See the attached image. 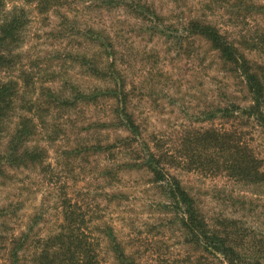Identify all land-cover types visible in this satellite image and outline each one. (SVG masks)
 Listing matches in <instances>:
<instances>
[{"label":"rangeland","instance_id":"rangeland-1","mask_svg":"<svg viewBox=\"0 0 264 264\" xmlns=\"http://www.w3.org/2000/svg\"><path fill=\"white\" fill-rule=\"evenodd\" d=\"M136 1L158 17L147 20L139 11L98 0H65V8L43 13L34 4H16L22 5L26 22L14 50L17 62L11 70L0 68V80L20 77L19 105L30 95L45 100L36 114L44 118L31 142L43 152L37 164L4 167L0 175V262L9 264L17 249L23 264H40L47 235L62 222L58 210L65 191L77 211L86 212L78 222L95 238L98 264H121L104 236L108 227L124 251V264H230L190 242L181 212L144 165L148 151L168 152L160 163L170 165L169 173L192 195L208 224L219 229L234 224L241 234L234 264L264 262V180L238 181L216 170L213 159L205 157L207 145L197 137L204 130H225L229 141L246 142L264 171V127L238 111L251 104L242 77L205 37L187 30L194 18L215 26L264 82V0ZM89 27L98 33L85 34ZM85 53L108 62L116 58L141 143L123 140L135 135L104 120L112 100L47 104L51 92L69 100L74 87L103 85L81 64ZM222 107L230 111L225 117L217 110ZM7 133L2 132L0 156ZM95 143H113L117 149L103 150ZM54 257L63 256L59 252L48 259Z\"/></svg>","mask_w":264,"mask_h":264},{"label":"trees","instance_id":"trees-1","mask_svg":"<svg viewBox=\"0 0 264 264\" xmlns=\"http://www.w3.org/2000/svg\"><path fill=\"white\" fill-rule=\"evenodd\" d=\"M19 1H23L26 4H34L35 9L40 13L47 12L52 8L59 9L67 6L65 0H0V68L7 70L13 69L17 62L14 50L19 45L21 31L26 22L22 5H16ZM98 1L105 6L128 7L135 14L139 11L138 14H141L147 20L149 18L148 15L158 17L156 12H152L147 4H141L140 1ZM9 2L12 3L7 8ZM63 17L65 21L68 19L66 14H63ZM187 25V30L190 34L205 37L210 45L218 51L222 61L232 67L242 77L250 95L251 104L249 108L242 111L237 107L238 111L246 113L264 127V82L253 69V65L215 26L196 18L188 21ZM98 31L89 27L85 34L88 32L89 34L98 33ZM83 58L84 63L81 62V64H87L89 66L87 69L89 74L98 79L103 85L87 90L74 87L72 92H74L75 96L69 100L62 99L64 97L61 96L64 95L54 97L55 93L50 91L52 98L47 101V104L54 107H64L65 105L73 107L77 106L79 102L93 105L102 99L112 100L113 105H111L110 113L108 112L109 114L104 120L112 121L115 125L117 124V127L135 135L134 139L126 136L123 140L133 141L137 144L141 143L143 141L142 135L128 109L125 82L121 78V70L118 68L116 58L109 57V62L102 61V58L90 59L87 53L83 54ZM90 60L91 62H89ZM19 80L20 77L18 75L14 78L9 77L5 81L0 80V142L2 132L4 130L5 134L8 132L5 151L0 156V175L4 173V167L13 168L37 164L42 159L41 152H43V148L37 145L31 146V142L37 133V126L39 127L40 120L44 118L40 114H36L40 111L39 108H42L45 100L30 95L27 99H23V103L19 105V99H21L22 95V86L19 84ZM217 110L220 112L221 117H225L230 113L227 107ZM197 135L199 140L207 145V150L204 153L205 157L208 160L213 159L211 163H216V170L222 171L228 177L238 181L255 183L264 180V171L259 168V160L247 149L245 141H229V136H226L225 130L208 129L197 133ZM94 145H97L98 148L101 147L103 150L113 147L117 149L113 143H107L106 145L95 143ZM91 146L93 147V145ZM119 146L121 147L122 144ZM136 148L139 149V147ZM142 148L148 149L144 147L143 143ZM146 155L148 158L144 159V165L152 172L153 181L159 182L160 186L164 188L166 198L171 206L181 212V226L188 233L190 242L198 246L199 250L206 254L219 255L230 264L236 263V258L239 256L236 249L238 246L237 242L241 234L238 233V230L234 231L232 229L235 227L234 224L232 226L229 225V228L226 226V229H219L215 225L208 224L197 208L192 195L182 186L180 180L174 174L169 173L166 166L170 167V165L160 163L159 158L161 156L167 157L168 152L159 155L148 151ZM178 157L179 160L186 158L183 155H178ZM61 189H66V186L63 185ZM62 193L64 196L60 198L62 206L58 210V213H61L62 222L56 230L47 235V244L43 253L39 256L40 264H98V252L94 246L96 244L95 238L92 233L85 232L84 227H80L79 223L85 217L86 212L81 211L79 213L80 208L77 206V202L74 199L72 201V197L68 198L65 196V191H62ZM108 228L109 231L104 236L108 240L110 247H112L117 260L124 264L122 260L125 257L124 251L112 228ZM15 238L14 235L12 241ZM18 239H20L21 244L26 242V239L20 236ZM59 252L63 256L59 261L56 260V257L48 259L50 254L55 255ZM10 257L9 264H23L17 249H13ZM258 260L254 259L248 264H264V262ZM0 264L6 263L0 262Z\"/></svg>","mask_w":264,"mask_h":264}]
</instances>
